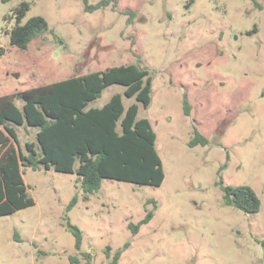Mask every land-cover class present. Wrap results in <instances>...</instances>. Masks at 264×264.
<instances>
[{
    "label": "rangeland",
    "instance_id": "obj_1",
    "mask_svg": "<svg viewBox=\"0 0 264 264\" xmlns=\"http://www.w3.org/2000/svg\"><path fill=\"white\" fill-rule=\"evenodd\" d=\"M21 2L29 4L22 22L41 16L53 32L25 50L6 34ZM116 2L87 13L83 0L0 1V96L139 64L152 84L137 118L148 119L156 135L163 182L103 179L85 200L76 175L25 168L34 203L0 217V264H70L69 257L84 264V253L90 264H109L120 249L117 264H264V0ZM122 91L110 86L91 105ZM194 127L206 145L188 147ZM16 132L21 148L35 140L36 129ZM219 182L251 187L259 211L224 205ZM147 211L151 220L132 234L128 225ZM66 219L81 231L80 250Z\"/></svg>",
    "mask_w": 264,
    "mask_h": 264
},
{
    "label": "trees",
    "instance_id": "obj_2",
    "mask_svg": "<svg viewBox=\"0 0 264 264\" xmlns=\"http://www.w3.org/2000/svg\"><path fill=\"white\" fill-rule=\"evenodd\" d=\"M110 2L116 7V0H100L94 5L83 0V10L91 13ZM28 10L26 2L15 7L14 26L6 31L9 44L20 50L27 49L34 38L45 32L53 33L41 16L22 22ZM151 84L149 71L133 63L0 96V217L33 205L23 180L25 168L34 171L52 168L55 172L76 175L85 200L100 189L103 179L159 187L164 173L155 149L156 135L148 119L137 118L139 105L144 109L149 106ZM113 85L123 87V91L113 94L99 108L89 107ZM124 98L134 99V103L125 107ZM16 101L21 102V107ZM183 110L188 116L185 98ZM17 126L36 129L35 140L25 142L21 148ZM193 134L187 143L189 148L207 144L195 127ZM217 185L223 193L224 205L248 214L259 211L261 203L251 187L223 186L221 182ZM76 202L74 196L67 210ZM149 202L155 206L154 201ZM152 216L153 212L147 211L139 223L129 224L132 234ZM65 226L74 238L75 249L80 250L81 231L67 219ZM121 253L122 249L116 250L109 264H117ZM106 255L109 258L108 252ZM83 257L84 264H90L89 255L84 253ZM68 260L70 264H82L76 257Z\"/></svg>",
    "mask_w": 264,
    "mask_h": 264
},
{
    "label": "crops",
    "instance_id": "obj_3",
    "mask_svg": "<svg viewBox=\"0 0 264 264\" xmlns=\"http://www.w3.org/2000/svg\"><path fill=\"white\" fill-rule=\"evenodd\" d=\"M92 104H93V103H92ZM104 104H105V103H104ZM104 104H103V105H104ZM103 105H101V106H103ZM101 106H98L97 108H99V107H101ZM89 107H95V106L90 104Z\"/></svg>",
    "mask_w": 264,
    "mask_h": 264
}]
</instances>
